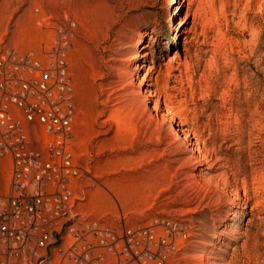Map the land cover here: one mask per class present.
I'll return each instance as SVG.
<instances>
[{
  "label": "rangeland",
  "instance_id": "374dc122",
  "mask_svg": "<svg viewBox=\"0 0 264 264\" xmlns=\"http://www.w3.org/2000/svg\"><path fill=\"white\" fill-rule=\"evenodd\" d=\"M66 40L77 221L173 226L166 264H264V0H0V51L42 56ZM165 88L182 90L170 111ZM187 107L200 153L183 147L193 136L171 134ZM150 136L175 142L164 158ZM180 167L203 189L172 182ZM10 168L0 162V194Z\"/></svg>",
  "mask_w": 264,
  "mask_h": 264
},
{
  "label": "built area",
  "instance_id": "2783aa9c",
  "mask_svg": "<svg viewBox=\"0 0 264 264\" xmlns=\"http://www.w3.org/2000/svg\"><path fill=\"white\" fill-rule=\"evenodd\" d=\"M69 41L39 55L0 51V162L10 182L0 194V264H166L173 226L119 229L77 221L76 105ZM176 228V225H174Z\"/></svg>",
  "mask_w": 264,
  "mask_h": 264
},
{
  "label": "bare ground",
  "instance_id": "6f19581e",
  "mask_svg": "<svg viewBox=\"0 0 264 264\" xmlns=\"http://www.w3.org/2000/svg\"><path fill=\"white\" fill-rule=\"evenodd\" d=\"M126 72V71H125ZM130 75V72H126V73H123V77H128ZM126 79V78H125ZM167 86V85H166ZM168 87V86H167ZM175 90L176 93H168L169 90ZM182 91V90H181ZM181 91L180 89L178 88H165L163 90V94L162 96H164V104L165 106L168 108V111L172 110L173 108H175L176 104L180 103V101L178 100V97L181 94ZM185 91V90H184ZM184 93V92H182ZM187 94V93H186ZM187 108H185L183 111L179 112V118L181 120V125H182V129L180 128H177V129H172V132H169L171 134H174L176 133V135H180L181 137L182 136H185L184 138L187 140L189 138H191L192 136L195 138V141L193 140H190L189 142H185L183 144V147H186L185 145H187V152H201V149H200V145H201V137H202V134L198 132V130L193 127L196 123L192 121V118L188 117V114H186L187 112ZM190 111V110H189ZM146 112V111H145ZM149 119V118H147ZM151 119V118H150ZM154 119V118H153ZM154 122V121H153ZM153 122L152 120H148L146 123H145V126L148 130V132L145 134V135H149V131L150 129L152 128V125H153ZM197 122V121H196ZM119 125V124H118ZM180 125V124H179ZM185 125L187 126H192L191 128H188V129H185L183 128ZM156 128V127H155ZM160 128V127H159ZM157 128V129H159ZM154 129V127H153ZM146 130V131H147ZM154 132V130H152ZM161 131V129H160ZM145 132V131H144ZM152 134V133H151ZM169 134V135H171ZM168 135V136H169ZM164 137V136H163ZM169 138V137H167ZM167 138H161V137H156L154 136V138L152 136L148 137L147 140H146V144H149V145H166V148H163V152H161L160 156L159 157H165L166 156V152L170 149L171 145L173 143H175L173 140L171 141H168ZM175 139V138H174ZM179 139V138H178ZM173 141V142H172ZM205 142V141H204ZM173 146V145H172ZM207 146V145H206ZM153 147V146H152ZM202 148V147H201ZM204 149V148H203ZM158 148H153L149 151V155H151L152 157H155V154H157L158 152ZM213 150L216 152V150L213 148ZM212 150V152H214ZM208 151V150H207ZM206 152V150H205ZM207 153H209L208 155H211V151H208ZM176 154V153H175ZM172 155V154H171ZM208 155H207V158H208ZM203 158V157H202ZM153 160V159H152ZM204 160L205 162L209 163L208 160L204 157ZM220 161V160H219ZM146 162V161H145ZM177 162V159L176 158H170V159H167V162L164 164V165H161V166H156V169H159L160 167H162L163 169H165V171H170L173 167H174V164ZM216 162V161H214ZM151 164V162H149ZM220 168H225V165L222 164L221 162L218 163ZM179 177H182V179L180 180ZM224 177V175H223ZM170 179L172 182H175L177 181L178 184H181L182 186H195L197 187V191L199 190H202L203 187L201 186V182L198 181L199 179H196L195 177V174L193 173H189L187 172L186 170H184L183 168H178L176 169L171 175H170ZM178 179V180H177Z\"/></svg>",
  "mask_w": 264,
  "mask_h": 264
}]
</instances>
